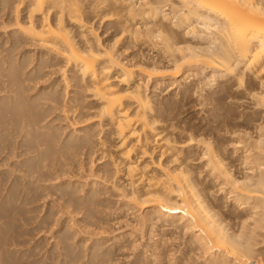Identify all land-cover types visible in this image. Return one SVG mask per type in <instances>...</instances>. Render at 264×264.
<instances>
[{"label": "bare ground", "instance_id": "bare-ground-1", "mask_svg": "<svg viewBox=\"0 0 264 264\" xmlns=\"http://www.w3.org/2000/svg\"><path fill=\"white\" fill-rule=\"evenodd\" d=\"M0 9L15 14V28L0 45L2 264L12 263L15 248L4 247L27 235L34 202L48 194L69 219L56 230L59 264L116 262L124 249L93 236L113 217L115 196L132 211L134 231L140 228L151 242L146 254L142 240L139 251L138 239L135 245L128 239L138 252L124 263L125 254L124 264H264V0H0ZM101 28L110 37L102 39ZM31 45L37 53L25 50ZM50 67L61 78L38 86ZM198 70H210L208 80L225 78L211 101L231 88L248 102V112L215 110L218 96L209 110L215 125L178 120L183 96L170 106L173 100L154 91L168 78L164 87L176 83L177 93L198 90L202 97L199 79L185 84ZM86 163L92 181L84 177ZM63 177L68 180L44 184ZM175 239L180 247L165 249ZM34 253L25 259L34 263Z\"/></svg>", "mask_w": 264, "mask_h": 264}, {"label": "rangeland", "instance_id": "rangeland-1", "mask_svg": "<svg viewBox=\"0 0 264 264\" xmlns=\"http://www.w3.org/2000/svg\"><path fill=\"white\" fill-rule=\"evenodd\" d=\"M7 10H1L0 9V45H1V42H2V40H5L7 37V39H9L10 38V32L13 30V28H15L14 26L15 25H10V24H12V22H13V16H15V14L13 13V11L11 12L10 11V13L11 14H7V12H6ZM5 12V13H4ZM7 14V15H6ZM10 15V16H9ZM10 17V18H9ZM3 19V20H2ZM4 23H6L7 24V28H6V26L4 27ZM2 25H3V27H2ZM10 27V28H9ZM103 28H101L100 29V31H99V33H100V35H101V38L102 39H107V37H110V30H108V31H106V32H103V31H101ZM6 30V32H4ZM8 33V34H7ZM108 33V34H107ZM10 34V35H9ZM33 45H31V46H25V50H27V49H31V51L32 52H34V53H37V47L35 48V46L34 47H32ZM1 47V46H0ZM24 48V47H23ZM23 48H17L16 49V52H18L19 54L21 53V51H24L23 50ZM34 48H35V50H34ZM131 49V48H130ZM126 50L125 52H124V54H125V56L126 57H128V55L132 52V50ZM31 52V53H32ZM15 53V52H14ZM18 53H16V55H18ZM128 53V54H127ZM2 54H3V52H1V48H0V55L2 56ZM124 54L122 55V56H124ZM121 56V57H122ZM16 57H18V56H16ZM51 69V70H50ZM45 70H49V73H48V76H46V79H45V81L42 83V82H40L39 83V85L38 86H40V85H43V84H45V83H47V82H50V81H52L53 79L55 80L56 78H58V79H60L61 78V76H60V72H58L59 70H58V68H45ZM201 73H200V72ZM166 73V75H167V72L169 73L170 71H165ZM209 72H210V70H198L197 71V75H193V77L192 76H190L189 78H186L185 79V84H189V85H192L195 81H198V79H199V86H201L202 88H203V90L202 91H200L201 92V94H204L202 97H200V96H198V90H197V92H195V94H192V92L191 91H189V93H186L185 95H182L183 93H181L182 91H179L180 93H177V90H178V86H176V83H174V84H171V85H169V86H166V87H164L165 85H167V83L169 82H167V80H168V78H166L165 79V81H163V82H165V83H162L163 85H161L162 87H160V88H157L158 90H156V91H154V93L155 94H159V96L161 97V96H164V97H166V95H167V97L168 98H170L171 100H173L172 102H170L171 104H170V106H172V105H175V102L176 101H178V99L180 100V99H182V96H183V99H182V101H183V103H182V101H181V103L183 104V108H181V110H180V108L178 109L179 110V112H178V110H177V113H178V116H179V118H178V120H181V119H183L184 117H185V120L187 121V120H190L191 122L193 121V123L194 124H196L197 123V121H198V123H199V125L203 122V123H206V124H209V123H211V122H213V123H211V124H216L217 122L215 121L214 122V120L212 119V117H211V115H210V112H209V110H211L212 108H214V106L213 105H215V101L217 100L216 98L219 96L220 97V99H221V97H222V99L220 100V99H218L217 101H222L221 102V104L219 105V108L217 109H215V110H219V112H221L222 113V111L224 112L225 110H227V109H229L230 108V114H231V116H232V114H234V113H238L240 110H242L243 112H248V102L247 101H245V100H243V99H239V101H238V96H235V91H234V89H231V88H227V89H229V90H225V91H220V93L219 94H216V96H215V100H214V98L212 99V101H211V97H210V93L212 92V91H218V90H221V87L219 86V84L221 83V82H223L224 80H225V78H217L216 77V80L214 79V81H212V80H208V79H206L207 78V76H208V74H209ZM68 73V74H67ZM66 73V75L68 76L69 75V72H67ZM56 74V75H55ZM164 73L162 74V75H165ZM201 74V75H200ZM50 75V76H49ZM200 75V76H199ZM167 77V76H166ZM178 78V79H177ZM183 75H179V76H177L175 79H176V82H177V80H178V82H180V81H182L183 79ZM52 79V80H51ZM206 79V80H205ZM192 80V81H191ZM162 81H160V82H162ZM208 81H210L209 83H208ZM201 82H202V84H203V82H205L204 84H206V85H202L201 84ZM208 84H207V83ZM184 83V82H183ZM229 83V82H228ZM227 82H226V84H228ZM211 85V87H210V85ZM149 85H151V86H148V90H147V93H148V96H150L151 94H152V92H153V83L152 84H150L149 83ZM37 86V85H36ZM205 88H204V87ZM164 87V88H163ZM218 87V88H217ZM214 88V89H213ZM233 88V87H232ZM165 89H167V90H165ZM152 90V91H151ZM165 90V91H164ZM180 90V89H179ZM207 91V92H206ZM227 91V93H225ZM162 92V93H161ZM175 94H174V93ZM209 93V94H208ZM223 93H225V94H223ZM232 93H234L233 95H234V97H232L230 100H228V97L227 96H230V94H232ZM166 94V95H165ZM178 94V95H177ZM191 94V95H190ZM227 94H229V95H227ZM170 95H171V97H170ZM175 95V96H174ZM196 95V96H195ZM199 95H200V93H199ZM233 95H231V96H233ZM177 96V97H176ZM208 98H207V97ZM173 97H175V98H173ZM204 97H206L205 98V100H204ZM218 97V98H219ZM223 97H225V98H223ZM173 98V99H172ZM200 98V99H199ZM227 98V99H226ZM230 98V97H229ZM237 98V99H236ZM204 101H203V100ZM225 99V100H224ZM176 100V101H175ZM198 100V101H197ZM227 100V101H226ZM175 101V102H174ZM201 101H203V102H201ZM225 101V102H224ZM231 101V102H230ZM236 101V102H235ZM241 101V102H240ZM205 102V103H204ZM240 102V104H242V102H244V103H246V104H244L243 103V105L244 106H246V107H243V106H241V108H240V104H238ZM200 103H202V105L200 106ZM235 105H234V104ZM239 105V106H238ZM205 106V107H204ZM228 106V107H227ZM230 106V107H229ZM249 106H251V105H249ZM174 107V106H173ZM209 107H211V108H209ZM222 107V108H221ZM224 107V108H223ZM238 107H239V109H238ZM248 107V108H247ZM206 110H208V111H206ZM243 108V109H242ZM236 109V110H235ZM205 110V111H204ZM233 111H236V112H233ZM205 115H204V114ZM209 113V114H208ZM181 114V115H180ZM203 117V118H202ZM192 118V119H191ZM227 118H229V117H227ZM200 119H202V120H200ZM212 119V120H211ZM211 122H210V121ZM218 120V119H217ZM195 121V122H194ZM202 121V122H201ZM201 122V123H200ZM224 124H222V126H223ZM221 126V127H222ZM225 129L227 128L226 127V125H224L223 126ZM222 127V131L224 130V128ZM220 129H219V131H220ZM225 132L223 131V134H222V132L220 131V135L221 136H226L227 135V133H226V135L224 134ZM1 155H0V159H1V157H2V153H0ZM96 163V162H95ZM94 163V165H98L97 163L95 164ZM0 170H2V169H4L3 167H5L4 166V163H2L1 161H0ZM90 163H86V164H83V173H84V177L86 178V177H88V181L90 180V181H92L93 180V178H89V176H87V174H89L88 173V171H89V169H90ZM85 171V172H84ZM90 172V171H89ZM86 175V176H85ZM84 177H82L81 179H83ZM93 177V176H92ZM67 177H63V178H61V179H56V180H53V181H46V182H44V184H47V185H52V184H58L60 181H62V180H68V178L66 179ZM70 179L73 181V180H75L76 178H75V176H70ZM95 179V178H94ZM87 179H84V181H86ZM82 181V180H81ZM3 185V186H2ZM1 186H2V188L3 187H5V185H6V182H4V184H2ZM1 188V190H0V192H2L3 193V189ZM2 193H0V195L2 194ZM48 196V197H47ZM52 196H54V195H52ZM50 194H48V195H46V196H43V197H40V198H38L35 202H34V204L36 205V206H38V208L35 210V212H34V215H35V220H32L33 222H31L27 227H28V232H26L27 233V235L24 233V235H22V234H20V235H18L19 233H17V241L18 240H20L19 242H17L16 241V243H14V244H9L10 246L8 247V245L7 246H5L4 248H6L8 251H9V249H11L12 250V248L14 247L15 249H13V251L12 252H14L13 254H15V257L13 258V257H11L13 260H12V263L11 264H13L14 262V259L16 258V255H17V257H18V255H19V257H18V259H20L21 260V258H23L24 257V259H23V261L24 262H26L27 260H28V262H30L29 260L30 259H25L26 257H33V255H32V253H34V248L36 249V251H38L37 253H38V255H37V258H38V260H39V258H45L44 260H45V262H47L48 263V259H52V260H50L51 261V263L55 260V259H57L56 257L57 256H55V255H58V259H57V261H59L60 262V260L62 259L61 257V255H60V253H57V252H55V254H54V250L56 249V251H57V249H59L60 250V247L59 248H56V246L58 247V246H60V243H59V241H58V239H57V237H56V233H57V231L61 228L60 226L62 225L63 226V224H64V221H69V219H68V217H66V216H68L67 215V213H65V211H64V209H62V210H60L61 209V207H59L60 209L58 210L57 208V201H55V197L53 198ZM45 197H46V199H45ZM51 198H53V199H51ZM112 198V197H111ZM116 198V199H115ZM117 198L118 197H114V198H112L111 199V201H113L112 203L113 204H110V206L113 208L114 207V209H112L111 207L109 208L110 210V212H114V213H110V212H108V214L110 213V215L111 216H113V217H116V218H111V217H107V218H110L109 220H108V222H107V220H106V218H105V224L103 223V222H100V224L102 223V224H104L105 225V227L103 226V225H100L101 227V229L99 228V230L97 229V230H95V233H97V235L95 236L94 234H93V236L95 237H93L94 239H99V240H104V241H106L107 243H105L106 245L109 243V245H111L112 247H118V248H116V249H118V250H123V253L121 254L120 252H114V254H115V258H117L114 262L115 263H117V261H118V263L119 264H124L125 262H127L126 260H129L131 257L130 256H133L134 254V252L132 253L131 251L133 250H135V248L137 249V251L135 250V253H137L138 252V248H139V251H140V249L142 250L143 249V247H144V249L145 248H147V250H146V254H148V253H150V252H148V250L149 251H151V247H150V243L151 242H146L147 241V236L146 235H142L140 232L141 231H138V230H140V228H138V232L136 231H134V229L132 228L133 227V225L131 224L132 223V221H131V219L133 218V216L131 215V210H129L130 212L128 213V211H127V213L123 210V208H121V206L123 205V201H121L122 199L120 198V200L118 201L117 200ZM45 200V201H44ZM47 200V201H46ZM52 200V201H51ZM115 200V201H114ZM54 201V202H53ZM121 201V202H120ZM52 202L55 204L54 206V209L56 208L58 211H56V210H54L53 209V211H52V214L49 216V217H47V218H45L46 217V215H47V213H48V211L50 210V207H51V205L50 204H52ZM56 202V203H55ZM116 202H120V203H116ZM60 202L58 201V204H59ZM117 204H119V205H117ZM57 205V206H56ZM115 205H117L118 207H120V209H118V207L117 206H115ZM45 206V207H44ZM123 207V206H122ZM38 209H40V210H38ZM47 209V210H46ZM112 209V210H111ZM118 209V210H117ZM122 212H121V211ZM43 211V212H42ZM62 211H64V212H62ZM115 211H117V212H115ZM118 211H119V213L121 212L122 214H120V216H119V213H118ZM60 212V214H58ZM62 212V213H61ZM56 213V214H55ZM118 214V215H116V214ZM55 214V215H54ZM65 214V215H64ZM115 216H114V215ZM131 215L130 217L128 216V215ZM53 215H54V217H53ZM37 216V217H36ZM57 216V217H56ZM66 218H65V217ZM79 215H77V219L78 218H80V216L78 217ZM123 216V217H122ZM128 216V217H127ZM63 217V218H62ZM55 218V219H54ZM61 218V219H60ZM121 218V219H120ZM127 218H129L128 220L129 221H125V220H127ZM131 218V219H130ZM122 219H123V221H122ZM134 219V218H133ZM132 219V220H133ZM38 220V221H37ZM46 221L45 223L43 222V221ZM52 220V221H51ZM56 222H55V221ZM60 220V221H59ZM121 220V221H120ZM34 221H35V223H34ZM119 221V222H118ZM131 221V222H130ZM135 220H133V223H134V225H136V226H138L139 227V225H137V223H136V221L134 222ZM41 222H43L44 223V228H43V226L42 225H40V224H42ZM51 222V223H50ZM113 222V223H112ZM37 223V225H34V224H36ZM62 223V224H61ZM108 223V224H107ZM115 223V224H114ZM122 223V224H121ZM125 223V224H124ZM113 224V225H112ZM168 224V223H167ZM167 224H166V226H165V228H163V229H168L169 230V228H170V226L169 227H167ZM108 225V226H107ZM33 226H35L34 228H36V226L38 227V229L36 230V229H34L33 228ZM59 226V227H58ZM103 226V227H102ZM112 226V227H111ZM129 226V227H128ZM136 226H135V228H136ZM74 227H76L75 225H74ZM125 227V228H124ZM32 228L35 230H32ZM113 228V229H112ZM122 228V229H121ZM130 228V229H129ZM43 229V230H42ZM45 229V230H44ZM103 229V230H102ZM137 229V228H136ZM19 231L21 230V229H18ZM57 230V231H56ZM132 230L134 231V232H132ZM167 230V231H168ZM33 231V233H31ZM131 231V232H130ZM119 232V233H118ZM130 232V233H129ZM82 233H84V230H83V232ZM81 233V234H82ZM131 233H133V234H131ZM29 234V235H28ZM81 234H79V235H81ZM86 234V233H85ZM85 234H84V236H85ZM98 234L100 235V234H102V235H100L99 236V238H98ZM111 234V235H110ZM120 234V235H119ZM131 234V235H130ZM38 235V236H37ZM79 235H77V238L78 237H80ZM83 235V234H82ZM82 235H81V237H82ZM124 235V236H123ZM127 235H129V237L127 236ZM132 235H136L135 237H133ZM24 236V238H22ZM26 236H28V237H26ZM52 236V237H51ZM88 236H89V234H88ZM87 236V234H86V236L85 237H88ZM127 236V238H125ZM145 238H144V237ZM30 237V238H29ZM109 237V238H108ZM118 237V238H117ZM142 238V239H140L139 240V238ZM37 238V239H36ZM26 239L28 240V243L27 242H25L26 241ZM74 239V238H73ZM73 239H71L72 240V242L73 241H76V238L73 240ZM117 239V240H116ZM125 239V240H124ZM127 239V240H126ZM130 241H129V240ZM134 239V241L135 240H137L138 239V241H135L136 243L138 242H140L141 240V242L142 243H140L139 245L140 246H143L142 248L141 247H138L139 245H138V243L136 244V246L138 247H134V248H132V250L131 249H129L132 245H135L134 244V241H132ZM144 239V240H143ZM119 240V241H118ZM146 240V241H145ZM35 243H34V242ZM57 243H56V242ZM91 242H92V239L90 240ZM121 241V242H120ZM124 241V242H123ZM126 241H129V242H131L132 243V245H130V243L129 242H126ZM24 242H25V244H24ZM38 242H40L39 244H37ZM169 242L171 243V244H169ZM180 240L179 239H175V240H168V244L166 243V247H165V249H167V250H169V249H177V247L180 245ZM18 243V244H17ZM19 243H21V245H22V247H21V245H19ZM27 243V244H26ZM49 243H50V245H49ZM54 243H55V245H54ZM59 243V244H58ZM87 243H89L90 244V242H87ZM125 243V244H124ZM146 243L148 244V246H146ZM35 244L36 245H39V246H36V247H34L35 246ZM89 244H87V246L89 245ZM121 244H123L122 246H121ZM143 244V245H142ZM177 244V245H176ZM19 245V246H18ZM124 245H126V246H124ZM128 245H130V246H128ZM169 245H170V247H169ZM262 245H264V243H261V245H259V248H260V250H261V252H260V254H262V255H260L262 258H264V246H262ZM15 246H17V248L15 247ZM33 246V247H32ZM55 246V247H54ZM121 247V249H120V247ZM29 247V248H28ZM33 249H32V248ZM125 247V248H124ZM133 247V246H132ZM149 247V248H148ZM174 247V248H173ZM180 247V246H179ZM31 248V249H30ZM53 248H55L54 250H53ZM17 249V250H16ZM22 251H21V250ZM25 249H30V250H26L27 251V253L28 254H31V255H28V256H26L27 255V253L25 254V252H23V250H25ZM43 249V250H42ZM174 249V250H175ZM6 250V251H7ZM10 250V251H11ZM15 250V251H14ZM48 250H49V252H50V254H49V252H48ZM53 250V251H52ZM58 250V252H60ZM7 251V252H8ZM9 251V252H10ZM33 251V252H32ZM173 251V250H172ZM172 251H168L169 253L171 252L172 253ZM12 252H11V254L9 253V256L11 255V256H14V255H12ZM17 254H16V253ZM41 252V253H40ZM47 252V253H46ZM53 252V255H51V253ZM174 252V251H173ZM19 253V254H18ZM23 253V254H22ZM36 252L34 253L35 255H34V258H33V260L31 259V261H33L34 263H32V262H30L31 264H43V263H45V262H42L43 261V259L40 261H38V260H36V262H35V260L34 259H37L35 256H36V254H37ZM45 255V256H47L48 257V255L51 257V258H49L48 257V259H47V257H45L43 254ZM47 255H46V254ZM120 253V254H119ZM133 255H132V254ZM175 253V252H174ZM25 254V255H24ZM125 254H126V256L127 257H129L128 259H125V261H124V258H127V257H125ZM128 254H130V255H128ZM176 254L178 255V253L176 252ZM175 254V255H176ZM21 255V256H20ZM24 255V256H23ZM176 255V256H177ZM43 256V257H42ZM52 256H54L55 258H53ZM60 258V259H59ZM17 258L15 259L16 261H17V263H15V264H22V262H20L19 260H18ZM120 259V260H119ZM83 260H85V258H82V260H80V261H83ZM11 261V260H10ZM38 261V262H37ZM50 261H49V263H50ZM56 260H55V263H52V264H56V263H58L59 264V262H57ZM119 261H122L121 263L119 262ZM123 261H124V263H123ZM23 262V263H24ZM27 262V263H28ZM1 264H2V262H0ZM47 263H45V264H47ZM48 263V264H49ZM73 263H77V262H74L73 261ZM114 263V264H115ZM3 264H5V263H3ZM6 264H9V263H6ZM26 264V263H25ZM127 264V263H126Z\"/></svg>", "mask_w": 264, "mask_h": 264}]
</instances>
